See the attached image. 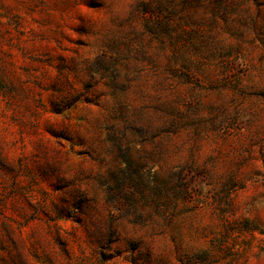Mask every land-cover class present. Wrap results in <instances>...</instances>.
I'll return each mask as SVG.
<instances>
[{"label": "rangeland", "instance_id": "rangeland-1", "mask_svg": "<svg viewBox=\"0 0 264 264\" xmlns=\"http://www.w3.org/2000/svg\"><path fill=\"white\" fill-rule=\"evenodd\" d=\"M0 264H264V0H0Z\"/></svg>", "mask_w": 264, "mask_h": 264}]
</instances>
